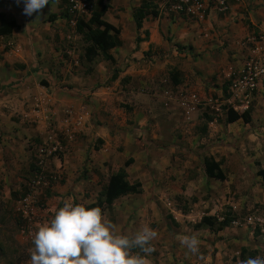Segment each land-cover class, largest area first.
Returning <instances> with one entry per match:
<instances>
[{"label": "crops", "instance_id": "0c3cea01", "mask_svg": "<svg viewBox=\"0 0 264 264\" xmlns=\"http://www.w3.org/2000/svg\"><path fill=\"white\" fill-rule=\"evenodd\" d=\"M97 1L107 6L103 20L119 30L113 62L83 60L67 0H54L39 18L23 15V0H0V13L17 24L0 36V182L22 180L14 177L20 166L10 169L3 153L23 154L33 133L53 130L62 154L50 170L62 183L42 195L48 217L68 198L95 203L128 162L127 181L140 183L141 193L119 197L103 211L122 234L142 225L157 230L148 264L264 257V235L242 220L262 219L264 209V181L257 176L264 168V80L252 94L230 96L248 58L264 56V0L233 2L226 11L218 0H200L203 15L194 20L152 0L157 16L148 15L138 30L133 10L143 0H90L92 10ZM180 91L202 103L186 109ZM245 103L251 121L226 123L224 108ZM205 158L218 163L223 181L206 177ZM204 216L233 222L218 231L197 228ZM183 235L198 237L205 260L187 253Z\"/></svg>", "mask_w": 264, "mask_h": 264}, {"label": "clouds", "instance_id": "9594fccd", "mask_svg": "<svg viewBox=\"0 0 264 264\" xmlns=\"http://www.w3.org/2000/svg\"><path fill=\"white\" fill-rule=\"evenodd\" d=\"M53 2L23 0V15L37 13L39 18ZM16 3L19 5L21 0ZM157 238V230L148 225H142L134 234H122L101 207H87L68 198L50 221L32 233L29 264H148L147 257L156 251L152 242ZM178 239L187 253L205 260L196 235ZM236 264H264V257H248Z\"/></svg>", "mask_w": 264, "mask_h": 264}, {"label": "built area", "instance_id": "2783aa9c", "mask_svg": "<svg viewBox=\"0 0 264 264\" xmlns=\"http://www.w3.org/2000/svg\"><path fill=\"white\" fill-rule=\"evenodd\" d=\"M164 11L180 14L189 19H196L203 15V4L200 0H161ZM240 0H218V6L226 11L233 2ZM69 13L76 20L91 16L92 6L90 0H67ZM264 80V56H252L245 62L239 76L230 84V96L237 98L240 95H249L256 91L258 84ZM180 105L186 109H193L202 103L201 99L194 93L178 92ZM248 103L242 107H228L236 112H245ZM59 134L53 130L46 133L41 145L34 148L37 172L32 182L27 183L30 192L24 195L17 203L16 211L22 220L21 233L26 239L32 241V233L41 225L42 218L48 214V208L37 201V189L39 186L49 187L52 183L59 181L58 172L49 168V160L56 158L62 152ZM262 219L253 215H246L243 222L251 227L259 228L264 235V209L259 211ZM233 222V221H232ZM233 264V263H227Z\"/></svg>", "mask_w": 264, "mask_h": 264}, {"label": "trees", "instance_id": "16d2710c", "mask_svg": "<svg viewBox=\"0 0 264 264\" xmlns=\"http://www.w3.org/2000/svg\"><path fill=\"white\" fill-rule=\"evenodd\" d=\"M106 10L107 6L101 1H97L93 6L90 18L87 21L79 19L76 23V32L81 36L84 43L83 60L86 63H92L97 58L110 62L114 61L110 51L120 45L119 30L103 20ZM148 15L157 16V12L155 11V6L152 4V0H143L140 6L133 10V19L137 30L141 28L143 20ZM16 28L17 24L13 18L0 13V36L7 37ZM224 115L226 123H234L238 120L244 123L251 121L248 111L240 113L234 111L232 108H224ZM205 120L206 122H211L213 118L206 117ZM127 165L128 162L117 173L109 177L97 201L87 207H101L104 210V208L109 207L119 197L141 193L140 183L130 184L127 181L125 172ZM204 170L208 178L218 181L225 179L218 163L211 158L204 159ZM257 176L264 181V168H258ZM231 221L232 218L227 216L220 221L215 217L204 216L196 227H205L218 231L228 226Z\"/></svg>", "mask_w": 264, "mask_h": 264}, {"label": "rangeland", "instance_id": "374dc122", "mask_svg": "<svg viewBox=\"0 0 264 264\" xmlns=\"http://www.w3.org/2000/svg\"><path fill=\"white\" fill-rule=\"evenodd\" d=\"M0 133L2 132L0 131ZM1 136L0 134V143L2 142ZM44 136L39 135V132L33 133V136L25 143L23 154L15 151L11 154L3 153L2 160L9 164L10 169L14 170L16 165L20 166L14 177L15 179L19 177L22 180L10 184L0 182V264H29V249L33 247V244L21 233L22 220L16 207L18 201L31 191L27 183L33 181L37 172L34 148L41 145ZM59 140L62 141L61 137ZM61 154L62 152H59L57 157H60ZM52 159L54 158L49 160V166L52 164ZM56 183L61 185L62 181L54 182L52 186ZM50 187L51 185L48 188L44 186L36 188L38 203L46 205L47 208H50V205L42 198V195L46 194L45 196L49 197ZM48 215L49 213L42 218L43 222L50 221L52 217H48Z\"/></svg>", "mask_w": 264, "mask_h": 264}]
</instances>
